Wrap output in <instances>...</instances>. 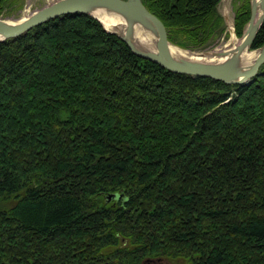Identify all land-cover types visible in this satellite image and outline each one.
Instances as JSON below:
<instances>
[{"label":"trees","instance_id":"16d2710c","mask_svg":"<svg viewBox=\"0 0 264 264\" xmlns=\"http://www.w3.org/2000/svg\"><path fill=\"white\" fill-rule=\"evenodd\" d=\"M143 2L182 47L225 30L221 0ZM154 259L264 264V64L174 72L86 13L0 41V264Z\"/></svg>","mask_w":264,"mask_h":264},{"label":"water","instance_id":"95a60500","mask_svg":"<svg viewBox=\"0 0 264 264\" xmlns=\"http://www.w3.org/2000/svg\"><path fill=\"white\" fill-rule=\"evenodd\" d=\"M68 13L93 16L107 31L124 40L135 54L174 72L243 84L260 73L264 64V44L252 51L253 41L264 22V0H251V17L237 43L210 50H189L173 43L165 24L143 0H53L16 19L0 15V41L15 38L36 25ZM138 32L150 37L154 47L138 40ZM174 47L186 53H177ZM251 51L257 55L247 62L246 54ZM149 261L141 264H149Z\"/></svg>","mask_w":264,"mask_h":264},{"label":"rangeland","instance_id":"374dc122","mask_svg":"<svg viewBox=\"0 0 264 264\" xmlns=\"http://www.w3.org/2000/svg\"><path fill=\"white\" fill-rule=\"evenodd\" d=\"M52 1L53 0H11L7 5L6 11L1 15L11 19H16L25 14H30L34 10L41 8ZM244 2L245 0H221V2L218 5V10L224 16L225 30L217 38H215L207 48L190 49V48L182 47L181 45L178 46L189 50L202 51V50H210L213 48H218L225 44L233 45L237 43L243 34L239 36L236 32V25H235L236 11L237 8L240 7ZM250 7H251V0H250ZM248 22L245 24L244 31L246 29ZM252 51H255V49L252 48ZM153 264H175V263H173L172 260L161 259L154 261Z\"/></svg>","mask_w":264,"mask_h":264},{"label":"bare ground","instance_id":"6f19581e","mask_svg":"<svg viewBox=\"0 0 264 264\" xmlns=\"http://www.w3.org/2000/svg\"><path fill=\"white\" fill-rule=\"evenodd\" d=\"M27 15V14H25ZM23 15V16H25ZM137 38L138 40H142V42H144L146 45L150 46V47H154V44H153V41L151 40L150 37H148L147 35H142L140 34V32H138L137 34ZM241 39V38H240ZM174 50L177 52V53H180V54H185L186 52H184L182 49H178L177 47H174ZM257 53L255 52H249L246 54V61L247 62H251L255 57H256Z\"/></svg>","mask_w":264,"mask_h":264},{"label":"flooded vegetation","instance_id":"af4514ba","mask_svg":"<svg viewBox=\"0 0 264 264\" xmlns=\"http://www.w3.org/2000/svg\"><path fill=\"white\" fill-rule=\"evenodd\" d=\"M157 260H160V259L150 260V261H149V264H153V262H154V261H157Z\"/></svg>","mask_w":264,"mask_h":264}]
</instances>
